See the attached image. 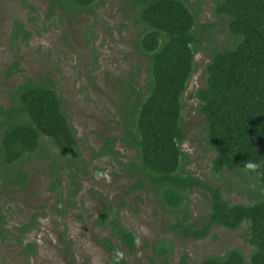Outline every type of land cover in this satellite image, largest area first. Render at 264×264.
I'll list each match as a JSON object with an SVG mask.
<instances>
[{
	"label": "rangeland",
	"instance_id": "obj_1",
	"mask_svg": "<svg viewBox=\"0 0 264 264\" xmlns=\"http://www.w3.org/2000/svg\"><path fill=\"white\" fill-rule=\"evenodd\" d=\"M184 1L196 15L195 31L202 43L182 97L185 157L181 165L183 171L218 186L230 204L250 205L260 196L259 183L245 171H211L214 152L204 142L203 117L196 112L197 101L188 98L203 86L202 71L212 52L231 45L226 22L214 15L212 0ZM137 7L131 0H96L73 14L63 12L54 0H0V107L8 105L10 92L27 79L45 85L58 94L67 121L76 131L79 152L77 157L60 156L51 140L43 138L38 150L14 165V171L26 175V184L20 189L0 187V213L9 229L38 214L39 225L23 237V244L34 243L36 251L27 263L22 246L11 236L0 243V264H67L69 254L76 264H109V253L100 243L104 237L111 239L129 264H198L232 249L249 258L253 248L247 242L245 223L236 230L213 226L199 240L182 238L173 228L184 214L188 221L205 218L209 197L204 190L187 193V201L171 209L155 191H129L135 179L132 174L113 158L95 155L106 138H113L119 161H135L134 151L120 140V107L129 79L134 78L141 93L146 82L148 60L135 47L141 29L135 23ZM52 165L61 168L56 175ZM97 171H106L110 179H96ZM78 184V193L64 203L76 207L65 216L52 214L58 194L64 192L65 198L68 185L76 188ZM105 205L118 210L120 223L136 236L132 251L107 227L97 225Z\"/></svg>",
	"mask_w": 264,
	"mask_h": 264
},
{
	"label": "trees",
	"instance_id": "obj_2",
	"mask_svg": "<svg viewBox=\"0 0 264 264\" xmlns=\"http://www.w3.org/2000/svg\"><path fill=\"white\" fill-rule=\"evenodd\" d=\"M95 1L54 0L63 12L73 14ZM131 2L138 6L135 23L141 28L136 51L148 60L144 91L136 89L132 77L124 85L125 100L120 107L123 114L120 140L134 151L135 161H119L120 153L113 138H106L95 155L113 158L132 174L135 179L129 191H155L171 209L184 204L187 193L204 190L209 197V211L201 221H188L184 214L173 226L182 238L199 240L213 226L236 230L244 223L247 225V242L253 248L248 259L232 249L222 257H208L198 264H264V0H212L214 15L226 22L231 45L212 52L202 71L203 86L188 95L197 101L196 112L203 117L204 142L214 152L211 171L215 174L245 171L259 183L260 196L250 205L230 204L218 186L183 171L181 165L185 157L181 149L182 97L196 69L194 57L202 43L195 31L196 15L184 0ZM43 138L51 140L60 156L79 155L76 131L67 121L58 94L27 79L10 92L8 105L0 107L1 189H20L26 184L23 171H14L13 167L38 150ZM246 160L257 162L260 167L246 170L243 168ZM51 168L53 175L61 169L55 165ZM79 188V184L76 188L68 185L66 197H62L64 192L58 194L51 213L65 216L74 209L75 204L64 203ZM37 218L38 214L33 213L29 221L9 229L0 213V243L13 236L22 246L27 263L35 254L36 245L23 244V237L39 225ZM96 222L99 227H107L128 251L135 248L136 236L120 223L118 210L103 206ZM100 243L109 253V264H129L123 255L115 258L118 251L110 238L104 237ZM65 246L68 249L69 243ZM160 251L163 253L165 249ZM67 258V264H76L72 254Z\"/></svg>",
	"mask_w": 264,
	"mask_h": 264
},
{
	"label": "clouds",
	"instance_id": "obj_3",
	"mask_svg": "<svg viewBox=\"0 0 264 264\" xmlns=\"http://www.w3.org/2000/svg\"><path fill=\"white\" fill-rule=\"evenodd\" d=\"M260 167V165L257 163V162H253L251 160H246L245 163L243 164V168L246 169V170H257L258 168ZM259 174V173H257ZM101 177H103L105 179V181H108L110 179L108 173L105 171V172H100V171H97L95 173V178L96 179H100ZM121 253L120 252H116L115 253V258L118 260L120 257H121Z\"/></svg>",
	"mask_w": 264,
	"mask_h": 264
}]
</instances>
